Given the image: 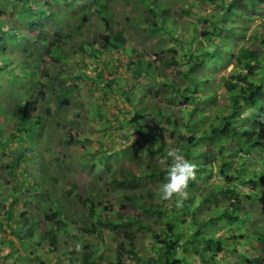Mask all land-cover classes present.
Listing matches in <instances>:
<instances>
[{
	"label": "trees",
	"instance_id": "16d2710c",
	"mask_svg": "<svg viewBox=\"0 0 264 264\" xmlns=\"http://www.w3.org/2000/svg\"><path fill=\"white\" fill-rule=\"evenodd\" d=\"M142 1L149 14L142 17L137 25H147L145 28L152 34L157 28L163 32L164 24L174 20V17L168 16V7L158 4L157 0ZM208 1L213 6V11L204 18L209 25L202 28L199 36L194 33L189 41L194 40V50L189 46L185 56L187 66L183 68L181 78L186 82H182V79L180 82L175 80L162 68L180 64V59L172 54L158 53L153 61L149 56L145 58L140 55L135 62L137 73L150 80L148 92L152 97L161 94L157 89L162 86L167 88L164 94L167 95L165 99L170 105L177 99L180 103H191V107L180 105L174 109L164 103L163 98L159 100L152 97H148L151 100L150 105H143L142 98L147 95L141 93L142 89L136 92L135 99L127 97L134 108L132 112L127 111L126 120L141 132L142 138L137 142V149L124 148L121 151L119 158L123 162L120 166L116 165L107 175V189L95 192L92 188L88 189L85 205L89 222L86 221L88 225L82 227H88L86 233L94 231L101 237V227L114 229L122 224L130 226L136 223L152 238L154 256L149 260L150 263L191 264L187 255L188 245L206 264H264V222L258 226L253 224L257 217L253 206L264 207V12H261L264 0ZM72 9L83 10L84 16L92 10L101 14L104 22V33L101 40L99 39L102 50L111 51L127 43L121 29L113 27L110 22L106 0H0V76L4 73L9 75L6 79H0V116L9 129L5 134V127L0 118V146H10L11 141L26 133L32 135L33 130L29 125H40L43 119V115H30L31 109L38 103L37 97L33 100L30 98L33 89L28 95L23 93V96L26 95L22 101L20 94L16 100L11 98L9 105L1 102L4 94L11 89L10 84H4L1 80L10 83L21 77V63L19 59L13 58L12 48L21 46L28 40L30 30L37 32L50 25L51 29L61 31L63 26L60 22ZM182 9L187 12L194 10L197 15L201 11H204L205 15L207 13L203 8H195L193 4H188L185 8L182 6ZM255 14H261L260 19L251 27L249 21L254 20ZM170 34L173 36L172 32ZM91 38L92 40L86 41L82 39L79 45L81 52L88 46L92 62L96 61L94 68L97 69L100 53L97 46L93 45L95 37ZM32 41L38 49L46 50L47 45L40 42V38H34ZM58 42L54 41L57 54L61 52ZM159 49L158 52L163 50L161 46ZM168 49L172 51V47ZM210 62H220V67L232 64L230 73L221 76L224 91L229 92L225 101L219 102L214 92L208 90L210 80L206 74L195 73L196 65L200 63L204 68H211ZM35 65L36 69L40 68L39 61ZM44 83L40 79L35 85L42 89ZM132 88L133 86H130L131 90ZM42 93L44 91H38V95L41 96ZM139 100L141 102L138 103ZM205 106L209 110L201 113L199 109ZM245 110V115L242 116ZM145 112L155 119L157 125L141 131ZM160 128L170 130L174 135L173 140L156 138ZM200 139L205 140L206 147L200 149L197 156H193L191 149ZM170 148L176 149L197 165L196 176L187 188L188 197L179 208L175 206L174 200L159 199V188L165 182V174L171 163V159L167 157ZM151 153L157 154L164 163L149 159L143 161L150 158ZM107 154L100 158L109 161ZM205 163L216 167L214 176L219 177L221 181H213L207 185L199 182L204 170L211 172L212 169L211 166L206 168ZM76 184L75 181H63L62 193L71 195L76 191ZM136 184L146 188L139 191L135 189ZM243 185L253 187L245 190ZM107 195H110L111 201ZM217 195L220 198L227 196L228 200L223 202L213 215L196 212L203 202ZM12 196L16 197L15 191H12L10 197ZM7 197L6 194H0L1 200ZM117 199L121 209L111 208ZM125 199L139 206L152 221L146 222L139 216L124 211ZM106 202L111 203V206L106 205ZM43 210L42 207L38 208L46 220L45 225L39 227L35 224L26 228L24 224L21 226L26 233H32L35 229L37 242L42 247H48L52 251L55 247L66 249L69 264L73 263L70 259L75 252L81 254L79 264H91V260L101 256L98 244H95V250H76L77 244H73L76 234H71L68 224L56 217L59 208L52 213ZM187 215L191 216L192 229L187 238L181 240L183 229L180 226L184 224ZM217 222L229 224L231 228L236 226L238 230L229 232L222 238L214 237L213 233L207 235V225ZM123 230L126 232L119 236L118 248L112 254H107L102 264H125L122 255L126 252L137 257L138 249L134 237L128 233V229ZM225 240L234 241L230 248ZM241 242L247 243L249 249L239 248L236 244ZM70 246L72 247L67 250ZM226 251L228 253H225ZM218 252H223V259L217 257ZM54 259L55 264L60 262L56 254Z\"/></svg>",
	"mask_w": 264,
	"mask_h": 264
},
{
	"label": "rangeland",
	"instance_id": "374dc122",
	"mask_svg": "<svg viewBox=\"0 0 264 264\" xmlns=\"http://www.w3.org/2000/svg\"><path fill=\"white\" fill-rule=\"evenodd\" d=\"M157 2L163 7H168V16L174 17V20L164 24L163 32L157 28L152 34L145 28L147 25L145 27L137 25L142 17L149 14L142 0H106L111 24L121 29L127 39L123 47L111 51L102 50L100 46L101 35L104 33L101 14L92 10L84 16L82 15L84 11L77 9L70 10L64 16L60 22L63 26L61 31L51 29L50 25L44 26L37 32L30 30L29 39L21 46L12 48L13 58L19 59L21 63V77L10 83L1 80L11 86L1 102L9 105L12 102L11 98L16 100L20 94L22 101V98L33 89L30 98L33 100L37 97L38 103L31 109L30 115L32 117L43 115V119L40 125L37 123L29 125L33 130L32 135L26 133L21 138L11 141L10 146H0V194L8 195L5 200L0 199V264H55V254L60 260L58 264H69L66 249L55 247L52 251L48 247H42L37 242L35 229L32 233H26L21 229L23 224L24 228L33 227L35 224L39 227L45 225L46 220L39 213V207H42L46 213H52L59 208L56 217L68 224L71 234H76L73 243L77 244L76 250L81 251L83 248L95 250V244L99 245L101 256L91 260V264H102L107 258L106 255L112 254L118 248L119 236L126 232L123 229H128L138 249L137 257L127 252L122 255L125 264H156L149 262L154 256L152 238L136 223L130 226L122 224L114 229L99 227L102 229L101 237L94 231L86 233L88 227L82 226L87 224L86 221L89 222L88 209L85 205V194L89 192L88 189L92 188L93 192L107 189V175L116 165L120 166L123 162L119 158L121 151L124 148L137 149V142L142 138L141 132L126 120L127 111L132 112L134 108L127 97L135 99L136 92L140 89L143 90L141 93L147 95L142 98L143 105H150L151 100L148 97H152L148 92L150 80L137 73L135 69L137 58L140 55L145 58L149 56L153 61L158 53L172 54L180 59V64L162 68L175 80L180 82L182 79V82H186L181 75L183 68L187 66L185 56L190 49L189 46L194 50V40L189 42L190 38L194 33L199 36L202 28L209 25L204 18L213 11V6L208 0H157ZM188 4L205 9L206 15L204 11L199 12L198 15L194 10L184 11L182 6L185 8ZM262 8L261 12H264V7ZM260 15L255 14L254 20L249 21L251 27L259 22ZM165 30L172 32L173 36ZM92 36L95 37L93 45L97 46L100 53L97 69L94 68L96 61L92 62L88 46L81 52L79 45L82 39L92 40ZM45 37L49 38L45 39ZM34 38H40V42L47 45L46 50L38 49L32 41ZM56 40L60 43L61 52L58 54L54 50ZM160 46L163 50L158 52ZM169 47H172V51H169ZM37 61L40 64L39 69H36ZM199 64L196 65L195 73L206 74L210 80L208 90L214 92L219 102L225 101L229 92L224 91L221 76L230 73L232 64L220 67V62L216 64L210 62L211 68H204ZM159 68L161 69V66ZM219 68L220 70H217ZM8 76L4 73L0 79H6ZM40 79L45 82L42 89L35 85ZM130 86H133L132 90ZM153 89L155 90L154 86ZM39 90L44 91L41 96L38 95ZM157 90L161 94L152 98L159 100L163 98V102L170 105L165 99L167 95L164 94L167 88L161 86ZM23 93L26 94L23 96ZM180 105L191 107V103H180L177 99L170 106L177 109ZM204 105L208 106L207 103ZM206 106L199 111L201 113L208 111ZM245 112L246 110L242 116ZM143 116L145 122L140 126L141 131L146 127L151 129L157 125L155 119L147 112ZM0 118L7 134L9 129L6 122L1 116ZM157 132L158 139L171 141L174 138L170 130L160 128ZM205 147V140L200 139L198 144L192 147V155L197 156L199 150ZM29 148L32 150L29 151ZM104 154L108 155L109 161L100 158ZM148 159L164 163L155 153H151L150 158L143 161ZM205 165L206 168L211 166L209 163ZM109 166L111 171L108 169ZM211 167V172L206 169L201 175L199 182L202 185L221 181L219 177L214 176L216 167ZM66 180L77 183L76 191L71 195H64L61 191V184ZM243 186L245 190L253 187V185ZM142 188L145 189L146 186L135 185V189L139 191ZM12 191H15L16 197H10ZM107 198L112 200L110 195H107ZM227 198V196L220 198L217 195L203 202L196 212L213 215L220 209L222 203L228 200ZM11 199L13 200L10 201ZM123 202L126 206L124 211L137 215L146 222L152 221L151 217L145 215L136 204L127 199ZM109 204L111 206V203L106 202V205ZM112 207L120 208L118 199L114 201ZM191 207H194V203ZM253 207L257 213L253 224L258 226L264 222V207L263 205ZM190 217L187 215L184 224L180 226L183 229L181 240H185L192 229ZM162 218L165 220L164 216ZM235 227L232 226V229L229 224L217 222L207 225L206 233L207 235L213 233L214 237L222 238L229 232L237 231ZM231 242L226 241L228 248L234 241ZM236 245L241 249H249V245L244 242ZM186 247L191 264H206L192 249L190 250L188 245ZM223 255V252H218L217 257L223 259ZM79 258L81 254L75 252L70 260L72 264H79Z\"/></svg>",
	"mask_w": 264,
	"mask_h": 264
},
{
	"label": "clouds",
	"instance_id": "9594fccd",
	"mask_svg": "<svg viewBox=\"0 0 264 264\" xmlns=\"http://www.w3.org/2000/svg\"><path fill=\"white\" fill-rule=\"evenodd\" d=\"M167 157L171 159V163L165 174V182L160 185L159 199L174 200L175 206L179 208L188 197L187 188L196 176L197 165L174 148L168 150Z\"/></svg>",
	"mask_w": 264,
	"mask_h": 264
}]
</instances>
